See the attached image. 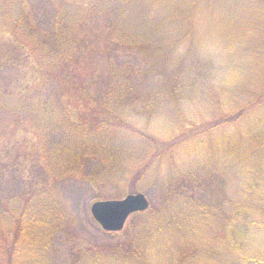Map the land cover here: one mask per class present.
Wrapping results in <instances>:
<instances>
[{"label": "rangeland", "instance_id": "rangeland-1", "mask_svg": "<svg viewBox=\"0 0 264 264\" xmlns=\"http://www.w3.org/2000/svg\"><path fill=\"white\" fill-rule=\"evenodd\" d=\"M5 1L21 6L41 34L53 31V13L71 18L69 8L77 9L72 3L80 6L78 42L84 56L69 77L87 83L95 71L104 80L113 66H130L134 70L129 75L130 93L120 99L117 93L112 108L134 131L125 128L123 138L109 144L117 150L111 164L113 179L119 176L117 183L89 184L86 176L97 168L96 162L89 161L83 172L76 169L67 178L55 179L46 169L43 145L32 132L31 121L14 123L12 115L0 109L1 209L19 196L47 195L33 227L25 223L32 213L20 219L19 203L14 212L10 207L13 216L3 219L6 247L0 241V264H33L31 258L41 256L44 264H72L86 249L128 243L126 230L138 215H130L125 233L110 235L95 223L89 207L95 200L137 191L157 207L169 198L177 205L170 209L174 218L161 240L156 245L153 237L147 242L149 264H243V254L264 255V233L246 229V238L240 232L234 237L229 233L243 210L249 226L257 227L253 224L257 218L264 220V212L258 213L264 209L256 208L258 200L253 197L254 191L264 192V0H196L194 7L185 5L189 0H180L177 10L172 9L178 12V22L177 12L171 11L166 32L165 9L158 3L154 8L146 6L150 0H143L136 20L141 26L124 27L114 37L113 16H104L108 8L98 11L102 0H62L60 11L59 4L52 8L57 0H0V13ZM92 8L97 10L93 15ZM179 19L188 22L185 31ZM9 24L0 15V87L11 89L32 83L35 76L30 60L22 63V50L10 39ZM117 36L121 44L115 42ZM176 42L173 51L160 50ZM145 102L150 105L144 107ZM76 109V116L91 114L83 104ZM226 114L227 121L222 119ZM257 116L261 121L255 130L243 131ZM138 131L164 142L155 158L153 142ZM171 160L185 175H167ZM164 180L171 181L170 190ZM259 199L264 204V197ZM18 227L20 234L15 232ZM17 235L11 248L8 242ZM39 238L42 247L33 244H39Z\"/></svg>", "mask_w": 264, "mask_h": 264}, {"label": "trees", "instance_id": "trees-1", "mask_svg": "<svg viewBox=\"0 0 264 264\" xmlns=\"http://www.w3.org/2000/svg\"><path fill=\"white\" fill-rule=\"evenodd\" d=\"M61 1L57 0L53 2L52 8L59 4L60 7L58 10H62L64 4H61ZM142 1L102 0V2H99L98 11H101L102 8H108L106 10L107 15L104 16H113L114 30L111 32L112 37H114L115 31H122L124 27L133 26L134 29H137L138 25L141 26L136 20L141 13L138 11L142 6ZM178 1L180 0H150L149 3L143 4L154 8L158 3L159 7L165 9L166 16L162 19L166 18L163 21V30L166 32V26L172 21V12H177L174 10L178 8ZM5 3L7 6L2 3L1 20L6 24L12 23L16 25V28L13 25L12 28L10 26L11 24L7 27L9 30L8 33L11 35L10 39L11 41H15V47L22 50V63L30 60L35 80L32 83H28L27 81L23 82L25 84L21 83V85L13 86L11 89L0 87V109L7 110L12 115L14 123L31 121L32 132H34L36 138L43 145V160L50 176H54L55 179L67 178L70 174L76 172V169L80 170L79 173H81L86 162L89 161L97 163V168L95 165L96 170L89 174L88 177L86 176V181L89 184L117 183L119 176L113 179V166H111L117 150L109 144L113 140L123 138L121 136L125 128L128 127L121 120L124 119V116L119 114L116 108H112L115 103L112 100L117 93L119 94L117 97L119 99L130 93L129 75H132L134 70L132 71V68L127 65L113 66L108 73L107 79L104 80L100 79V75L97 72L92 71L90 80L87 83L78 78H70V70L77 65L80 56H84L83 47L78 42V38L80 37L78 33L80 29L79 23L81 20L78 18V9H80V6L76 2L72 3L77 9L69 8L71 14L68 15H71V18H66L60 13H53V31L50 34H45V32L41 34L38 32V29H35L30 24L21 6L18 7L15 2L10 3L9 1H5ZM102 3L105 4L102 6ZM195 4L196 0H189L185 5L194 7ZM184 7L187 8V6ZM172 9L174 10L172 11ZM96 12L97 10L93 11L92 8L90 14L93 15ZM175 14V22L177 23L179 15L178 12ZM155 21H157V18ZM179 23L182 24L180 25V29L185 31L188 27V22L179 19ZM158 24L160 25V20ZM115 42L121 44L122 38L120 36L115 37ZM176 44L177 42L173 45L171 43L168 46H163L160 50L171 52L173 51V46ZM56 79H58L57 81L59 83L57 84V88L53 86V82ZM145 103L144 107L150 105V102ZM82 104L91 112V114L88 113L89 117H82V113H80L81 115L77 114L79 116L74 115L77 113L76 108ZM71 106H75L74 109ZM95 112L100 114H95ZM238 113L240 115L237 114V117L240 118L243 115L242 110H239ZM73 115L74 118L72 117ZM102 117H105V119ZM227 118L228 114L222 117L226 121ZM259 121H261V117H255L251 121L252 124L245 126L243 131L244 129L252 128L255 130L258 126L256 122ZM120 127L122 128L119 129ZM130 130L134 131L132 126ZM240 132L243 133L241 130ZM138 133L153 142V158L159 154V150L164 149L162 147L164 142H158L159 140L145 132L138 131ZM170 147L171 145L169 144L166 150H170ZM151 163L152 161L146 165H150ZM167 164L169 165L166 166V170H168L167 175H171L172 178L174 176L173 173H177L178 177L185 175L181 173L180 169L176 168L173 160L167 161ZM170 182L163 181V184H166L165 186L169 190L172 188ZM160 184L162 185V180ZM46 196V193L28 197L19 196L18 200L12 203L10 201L8 205L6 204L7 207L4 206L3 209L0 207V241L2 248L6 247L5 241L3 240L6 235L3 224H7L3 219L13 216L10 207L13 208L16 202L19 203L20 219L26 213H32L30 214L31 217L25 223L27 226L32 225L33 227L34 221L40 220L41 209L45 205V202L42 201ZM253 197L258 200L255 205L256 208L264 209V204L259 199V197H264V192L254 191ZM175 204L171 198L160 207L150 204L148 210L136 214V216L138 215L136 223L133 224L132 221L128 226L126 230L130 238L128 243L103 246L97 249H86L81 255L74 257L72 264H149L145 257L146 247L149 245L147 242L152 240L153 237V240H155L154 245H156L161 240V237L165 235L167 224L174 218L170 213V209L177 208ZM12 211L14 212V208ZM262 212L264 210H259L258 213ZM242 217L239 214L238 222L231 224L229 230L231 236L234 237L236 232H240L244 235L243 238H246L248 235L243 232L246 229H252L250 233L255 229L264 233V220L257 218L253 221V224L257 225L255 227L248 225L249 216L246 210H243ZM45 227L47 228V223ZM15 229V232L19 230L20 234L19 227ZM120 233H125V229L119 233L109 234L118 235ZM18 235L13 237L12 242H8L11 248L15 246L14 243L16 244ZM38 242L39 244L34 241V246L40 245L42 247L43 243L41 238H39ZM45 250L46 248H44V252ZM8 258L7 262L11 263L12 256ZM31 259H33V264H37L38 262L44 264V261H46L43 256H41L40 260H36V257ZM241 262L243 264H264V255L243 254L241 256Z\"/></svg>", "mask_w": 264, "mask_h": 264}, {"label": "water", "instance_id": "water-1", "mask_svg": "<svg viewBox=\"0 0 264 264\" xmlns=\"http://www.w3.org/2000/svg\"><path fill=\"white\" fill-rule=\"evenodd\" d=\"M148 200L141 192L127 194L121 199L96 200L90 204V214L105 231L122 229L129 214L145 210Z\"/></svg>", "mask_w": 264, "mask_h": 264}]
</instances>
